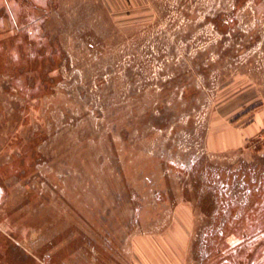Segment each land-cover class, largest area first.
I'll return each instance as SVG.
<instances>
[{"label": "rangeland", "instance_id": "1", "mask_svg": "<svg viewBox=\"0 0 264 264\" xmlns=\"http://www.w3.org/2000/svg\"><path fill=\"white\" fill-rule=\"evenodd\" d=\"M50 8L0 23V264H264V0Z\"/></svg>", "mask_w": 264, "mask_h": 264}, {"label": "crops", "instance_id": "2", "mask_svg": "<svg viewBox=\"0 0 264 264\" xmlns=\"http://www.w3.org/2000/svg\"><path fill=\"white\" fill-rule=\"evenodd\" d=\"M61 1L63 0H0V23H3L5 18L11 24L19 22L29 24L35 19L39 20L45 13L47 5L56 9V5ZM104 1L110 2V0Z\"/></svg>", "mask_w": 264, "mask_h": 264}, {"label": "flooded vegetation", "instance_id": "3", "mask_svg": "<svg viewBox=\"0 0 264 264\" xmlns=\"http://www.w3.org/2000/svg\"><path fill=\"white\" fill-rule=\"evenodd\" d=\"M259 235L260 234H256V235H254L253 237L254 238H256V239H258V240H260V239H262V241H263V243H264V227L262 228V235H261V237H259ZM258 240H255V242H257ZM255 242H253V243H255ZM250 258H246V260L248 261ZM255 259L253 258V259H251V261H254ZM235 261V260H234ZM233 262V261H232ZM229 263V264H235V262H233V263ZM248 263V262H247ZM218 264H223L222 262H219ZM252 264V263H251ZM253 264H257L256 262L255 263H253Z\"/></svg>", "mask_w": 264, "mask_h": 264}]
</instances>
